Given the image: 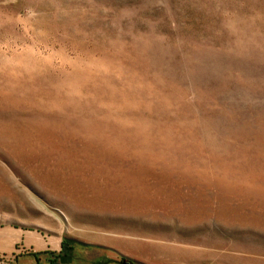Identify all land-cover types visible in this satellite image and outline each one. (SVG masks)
<instances>
[{
	"label": "rangeland",
	"instance_id": "obj_1",
	"mask_svg": "<svg viewBox=\"0 0 264 264\" xmlns=\"http://www.w3.org/2000/svg\"><path fill=\"white\" fill-rule=\"evenodd\" d=\"M17 229L264 264V0H0V264Z\"/></svg>",
	"mask_w": 264,
	"mask_h": 264
},
{
	"label": "crops",
	"instance_id": "obj_2",
	"mask_svg": "<svg viewBox=\"0 0 264 264\" xmlns=\"http://www.w3.org/2000/svg\"><path fill=\"white\" fill-rule=\"evenodd\" d=\"M16 234L17 239L9 251L16 258L17 264H81L76 257V248L70 245L66 250L67 243L63 240L54 242L37 230L17 229ZM19 245H25L30 250L21 252L17 250Z\"/></svg>",
	"mask_w": 264,
	"mask_h": 264
}]
</instances>
